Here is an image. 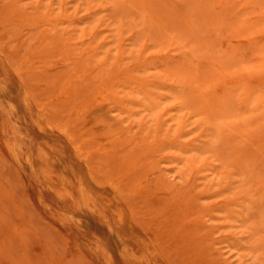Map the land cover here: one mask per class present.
<instances>
[{"label":"rangeland","instance_id":"1","mask_svg":"<svg viewBox=\"0 0 264 264\" xmlns=\"http://www.w3.org/2000/svg\"><path fill=\"white\" fill-rule=\"evenodd\" d=\"M0 264H264V0H0Z\"/></svg>","mask_w":264,"mask_h":264}]
</instances>
